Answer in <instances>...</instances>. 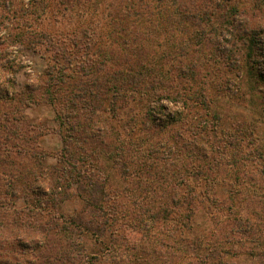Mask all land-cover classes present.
I'll use <instances>...</instances> for the list:
<instances>
[{
  "label": "trees",
  "instance_id": "trees-1",
  "mask_svg": "<svg viewBox=\"0 0 264 264\" xmlns=\"http://www.w3.org/2000/svg\"><path fill=\"white\" fill-rule=\"evenodd\" d=\"M41 2L30 0L31 7L54 10L55 16L81 19L65 36L34 35L45 40L46 50L54 49V58L41 85L31 90L54 110L68 166L39 204L56 203V191L63 188L80 208L64 223L53 218L41 228L42 236L56 233L68 242L59 247L62 255H41L36 261L239 264L244 255L249 264H264V104L250 122L233 119L226 125L218 111L226 85L200 79L194 86L200 77L192 69L204 38L227 34L226 62L234 59L241 73L255 74L262 31L236 26L235 17L242 10H264V0H219L210 10L186 0ZM18 39L23 42V35ZM62 48L66 51L58 60ZM164 100L191 111L163 115ZM155 101L158 108L151 105ZM195 106L206 109L203 119L192 113ZM8 134L1 138L3 149L41 163L37 138L30 146ZM95 138L97 149L92 148ZM100 156L108 168L98 163ZM17 167L22 174L27 165ZM224 188L220 198L218 189ZM200 210L214 225L205 235L194 229ZM82 234L95 241L94 253H84L83 247L71 253ZM38 245L35 253H42L44 246ZM2 258L0 264H14Z\"/></svg>",
  "mask_w": 264,
  "mask_h": 264
},
{
  "label": "rangeland",
  "instance_id": "rangeland-1",
  "mask_svg": "<svg viewBox=\"0 0 264 264\" xmlns=\"http://www.w3.org/2000/svg\"><path fill=\"white\" fill-rule=\"evenodd\" d=\"M50 1L44 0L41 3L52 5ZM186 1L188 4L198 5V9L210 10L219 0ZM77 16L71 18L68 13L64 16L62 13L55 16L54 10L46 12L41 6L31 7L30 0H0V92L3 94L0 100V135L2 134L0 136V258L4 254L9 263L40 264V261L37 262L36 259L41 255L44 258L50 254L62 255L59 247L60 245L66 247L68 239L56 233H50L47 237L42 236L40 230L42 227L46 228L53 218H57L54 219L55 221L64 223L66 216L74 214L80 208L79 203L70 199L69 192L63 188L56 191V203L53 205L46 202L39 204L41 197L45 198L43 193L45 191L49 193L51 187L57 184V180L64 177L63 168L66 169L68 166L62 156L65 140L55 122L54 110L48 102L43 100L40 93L35 94L31 90L41 85L40 77L45 76L47 67L54 58H51L54 49L46 50L45 40L34 38L35 31H47L56 37L65 36L67 32L77 27L81 19ZM55 17H58V20ZM242 24H248L247 27L262 31V50L258 53L259 62L255 74L248 75L245 71L241 73L237 70L234 59L226 62L227 53H229L226 43L231 37L227 34L217 39L212 36L204 38L205 40L201 43L202 48L195 56L198 63L196 65L194 63L192 68L199 73L200 77L198 82L193 83L194 86H200L204 79L208 82L212 80L217 82L219 87L226 85L222 93L226 95L222 97L223 110H218L226 125L233 119L236 124L243 121L250 122V119L255 116L254 113L258 112L264 104V10H242L235 17V25ZM20 35H23V42L18 39ZM64 51L66 48L61 49L58 55L61 57L57 56L58 60L62 59ZM257 74H262L263 80L259 79ZM205 86L208 84L205 83ZM20 93L24 94L21 101H19ZM151 105L153 108H158L157 101ZM162 105H164L163 115L180 112L182 109L185 114L191 111L182 103L174 104L164 100ZM213 109H216L215 106ZM192 113L197 119H203L206 116V109L203 106L199 108L195 106L192 108ZM212 113L213 111L209 112V114ZM160 115L159 112L156 113L157 121L161 119ZM256 118L263 119L262 115H257ZM149 126L153 129L152 123H149ZM149 126H146L147 132H149ZM235 128L233 127V130ZM13 132L14 135L11 136L15 137V140L17 138L19 141H27L30 146L36 145L34 140L37 138L36 149L44 155L41 163L24 156L23 153H14L12 150L9 152L10 149L2 148L1 138ZM18 133L22 136L21 139L16 137ZM92 141H94L92 148L97 149L95 145L97 138ZM9 145L11 146L12 143ZM98 163L104 169L108 168L101 156ZM17 165H27L26 171L20 174ZM67 173L70 171H67L65 176ZM110 174L117 183L118 177L115 171L111 170ZM225 195L226 188L218 189L220 198H224ZM194 229L203 235L211 232L214 229L211 217L202 210L197 212L194 218ZM80 238L79 247L72 246L71 253L81 250L82 247L84 253H94L97 249L95 241L85 234H82ZM38 243V247L44 246L41 249L42 253L39 251L35 253V246ZM240 256L242 257L236 262L249 264L244 255Z\"/></svg>",
  "mask_w": 264,
  "mask_h": 264
}]
</instances>
